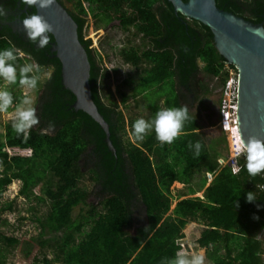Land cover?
Listing matches in <instances>:
<instances>
[{"label": "trees", "instance_id": "obj_1", "mask_svg": "<svg viewBox=\"0 0 264 264\" xmlns=\"http://www.w3.org/2000/svg\"><path fill=\"white\" fill-rule=\"evenodd\" d=\"M59 1L63 6L73 5L67 10L77 22L79 39L88 51L92 98L109 127L117 157L108 150L101 127L86 114L71 109L76 96L62 84L59 59L49 60L42 51L25 49L11 33L0 34V50L11 47L25 51L29 57L23 56L19 62L38 65L39 75L53 66V73L39 83L40 123L33 127L30 138L25 141L17 136L12 121L0 131V198L19 181L18 196L27 200L31 220L39 229L24 242L8 236L2 230L10 227L4 216L15 212L16 198L0 202V264H9V249L19 246L27 259L34 257L35 264H160L163 258H174L184 249L185 229L192 223L203 226L196 243L205 250L209 264H264V175L250 176L245 156L239 160L238 174L219 163L225 158L224 146L228 152L226 134L208 141L201 118L191 115L186 135L173 144L161 146L154 131L140 142L134 137L136 120L127 121L121 110L130 98L144 96L153 119L162 108L185 105L181 86L188 88L199 72L210 78L218 76L228 62L219 54L211 29L176 14L168 0H84L87 7L83 0ZM216 2L233 16L250 15L257 23L264 22V0ZM104 4L126 5L120 28L127 32L134 27V35L152 44L129 42L117 52L138 76L130 93L124 89L131 87L132 76L118 85L117 94L112 93L102 57H94L96 51L84 39L86 17L99 19ZM31 11L30 15L36 12L34 8ZM105 18L104 24L114 19L109 14ZM226 77L222 76V84ZM15 88L19 87L11 86L10 90L19 98L22 92L17 96ZM207 93L204 85L201 94ZM152 98L156 101L151 102ZM189 141L202 143L199 158L188 148ZM6 148L31 154L11 156ZM86 174L105 194L97 206L87 204L90 191L81 186ZM175 183L184 185L177 194L172 189ZM250 191L257 198L252 203L246 199ZM198 193L203 197L196 196ZM44 205L48 208L39 213L38 208Z\"/></svg>", "mask_w": 264, "mask_h": 264}, {"label": "water", "instance_id": "obj_2", "mask_svg": "<svg viewBox=\"0 0 264 264\" xmlns=\"http://www.w3.org/2000/svg\"><path fill=\"white\" fill-rule=\"evenodd\" d=\"M168 1L176 14L211 29L219 54L239 71L240 134L245 141L252 136L264 139V38L253 33L254 29H264V23L254 24L233 16L220 9L216 0ZM35 11L54 27V33L50 34L54 38L52 51L62 64V84L76 96L71 109L86 114L101 127L108 150L117 157L109 127L92 98L91 63L86 46L79 39L77 22L59 0L47 9Z\"/></svg>", "mask_w": 264, "mask_h": 264}, {"label": "clouds", "instance_id": "obj_3", "mask_svg": "<svg viewBox=\"0 0 264 264\" xmlns=\"http://www.w3.org/2000/svg\"><path fill=\"white\" fill-rule=\"evenodd\" d=\"M55 2L56 0H21L22 6L37 10L47 9ZM6 16V9L0 6V17ZM22 23L28 40L33 44H38V49H44L49 45L50 34L54 33V27L43 15L35 12L25 16ZM253 33L264 38V29H254ZM22 59L23 53L16 48L10 47L0 50V82H2L0 84V114L8 113L10 109L13 110L12 130L17 136H22L27 141L33 127L40 123L33 93L38 90L41 77L38 65L20 63L19 61ZM10 86H18L23 90L22 95L19 98L15 97ZM190 119L189 109L186 105L162 108L156 112L153 119L139 118L134 122L135 140L142 142L154 131L155 138L161 146L171 145L181 136L186 135L185 125ZM223 126L228 129L229 122L225 120ZM50 127H54V125H50ZM236 136L239 145L238 151L245 156L247 173L252 177L264 175V139L252 136L245 141L238 133ZM188 148L193 151L194 158H199L202 154L203 145L200 141H196L194 144L189 141ZM7 149L17 148H6V151ZM236 172L237 169L234 168L233 174ZM246 199L249 203L256 201L255 192H248ZM235 205L236 208L240 206L238 201L235 202ZM254 218L258 219V217ZM205 259L203 252L180 250L176 252L174 258H163L160 264H205Z\"/></svg>", "mask_w": 264, "mask_h": 264}, {"label": "rangeland", "instance_id": "obj_4", "mask_svg": "<svg viewBox=\"0 0 264 264\" xmlns=\"http://www.w3.org/2000/svg\"><path fill=\"white\" fill-rule=\"evenodd\" d=\"M68 8H72V5L70 3H67ZM87 27L84 30L85 36H91L92 38V44L93 46L98 45L99 48L103 47V50L105 53H107L103 58H102V67L106 68L108 73L110 74L108 78V84L110 86V90L112 93L117 94L118 91V85L123 83V80L126 79L128 76H132L134 79L131 87L125 88V92L131 91V89L137 86L138 83V76L136 74L135 69H133L131 66L124 64L122 59L119 57L117 52L115 51H110L109 46H107V43L104 44V38H111L113 41H110V44H124V39H128L131 37V33L124 32L120 29L119 22H115L112 27L108 29L107 32L103 33L98 32L94 33L93 29L96 30L95 28V18L92 16H88L87 18ZM116 26V27H115ZM102 36V37H100ZM100 37V38H99ZM133 41L137 42L138 37H133ZM104 51L102 54L104 55ZM115 69L118 70V73H115ZM50 76V71L48 69H45L41 74H40V81L43 82L46 78ZM198 80H200L207 88L208 92L210 91V94L206 96L207 103L205 105L211 106L212 101H215L217 98H219V90H220V85L218 84L216 78H210L207 76L205 73L199 72L197 74ZM2 84V82H0ZM11 87V86H10ZM41 88H38L33 95L35 97V106L38 108V98H39V92ZM22 92L23 90L19 88H15L14 92L17 96L18 92ZM189 94H191L189 92ZM191 100H194L196 98V102L194 101L193 105L191 104L190 106L188 105L189 109V115L192 113V115L196 116L198 115L197 110L199 109L198 106V101L202 97H205L201 94V91L196 93L193 92L191 94ZM212 96V97H211ZM200 97V98H199ZM116 98L120 100V96L117 95ZM149 98H151L149 96ZM205 100V99H204ZM156 99L152 98L151 102H155ZM197 103V104H195ZM154 104V103H153ZM185 105L186 102H185ZM207 108V106H206ZM121 110L124 112L125 118L127 121L130 122L131 119L137 120L139 118H144L146 120H151V117L153 115L152 110L149 108L147 101L145 100L144 96H139L136 99L135 98H130L127 106H121ZM197 112V113H196ZM200 117V116H199ZM201 118V117H200ZM13 119V111L10 113H5V114H0V131L3 129V127L12 121ZM206 120H209L206 118ZM211 121H209V124L211 125ZM215 124V123H213ZM200 125L202 126V131L206 132L207 139L208 141L210 138H215L219 134H221V129L218 128L215 125L208 126L206 121L204 119H201ZM48 133H51V131H46ZM131 139V135L129 136ZM227 142H228V152L224 149L225 146L223 147V157H228L230 155V138L228 135H226ZM133 140V139H132ZM18 154H23V155H29L30 152L28 151H18ZM225 159V158H221ZM87 170H85V173ZM209 177V176H208ZM211 179L209 178V181ZM81 186L84 188H87L90 191V196L87 200L88 205H93L97 206L100 202H102L103 197H105V194L103 195V191L100 187L95 186L94 182L89 178V175L86 174L84 178L82 179ZM183 188V185L179 183H175L172 187L174 194H177L179 190ZM20 189V182L15 181L12 183L11 186H9L4 192L3 195L0 198V202L2 203H8L11 202V200L16 198V206H15V212L12 214H6L4 217L5 219H8L10 222V227H5L2 230L8 235V236H15L18 239H20L22 242L26 241L28 238L32 236H36L39 233L38 226L35 221L31 220V215L28 212V207L29 205L27 204V200L23 199L22 196H18ZM39 189V188H38ZM38 189H36V194H39ZM202 195V193L197 194L196 196ZM35 203V200L34 202ZM36 204V203H35ZM176 204V203H175ZM175 204H173L172 209L175 208ZM34 206V205H32ZM35 207V206H34ZM48 208V206L44 205L39 207V213L45 212V209ZM79 208L76 209L75 211V216L78 215L79 213ZM25 219V220H22ZM203 229L202 225H198L197 223H192L187 226L185 229L186 237L182 241L184 249L183 251L185 252H203L205 255V250L201 249L196 241L200 236V233ZM136 230V226L131 229V232L134 233ZM22 246H19L17 248L9 249L8 253V261L9 264H35L34 257L27 259L23 251L21 250ZM34 255L42 256L39 252H35ZM205 264H209L208 260L205 259Z\"/></svg>", "mask_w": 264, "mask_h": 264}, {"label": "flooded vegetation", "instance_id": "obj_5", "mask_svg": "<svg viewBox=\"0 0 264 264\" xmlns=\"http://www.w3.org/2000/svg\"><path fill=\"white\" fill-rule=\"evenodd\" d=\"M71 4V3H70ZM83 4L87 7L88 4L83 0ZM72 5V4H71ZM0 6H3L6 11H7V16L6 17H0V34H4V33H11L13 36H15L17 39V43H22L23 47L27 50L32 51L31 49L34 50V52L40 53V51L43 52V54L48 57L49 60L56 58L55 57V53L52 51V47H53V40H50L49 45L47 47H45L44 49H38V44H33L28 40V37L23 29V23L22 20L25 16H28L31 14V7L27 8L26 12H23V9L25 8V6H22L21 4V0H0ZM104 8L103 10H101V17L99 19H95V28L96 30L93 29V32L98 33L99 31L103 33L107 32L108 29L110 27L113 26V24L117 21L119 22V26L122 25V16H123V8H126V5H118V4H114V5H110V4H104L103 5ZM66 9H73V5L72 8H68L67 5H65ZM109 10V11H106ZM132 10V9H130ZM70 14V12H69ZM109 14L110 17H113V21H109L107 24L103 23V20H106L105 16H107ZM92 16V15H89ZM93 17V16H92ZM246 18H242L246 21H250L254 24H261V23H257L255 21L254 18L250 17V15H245ZM88 18V16L86 17ZM105 22V21H104ZM264 23V22H262ZM97 24H99L100 28H97ZM87 23L86 26L84 28V30L87 27ZM116 27V26H115ZM121 29V28H120ZM122 31H124L123 29H121ZM125 32V31H124ZM128 33H131V37L128 39H124V44H110V41H113V39L111 38H104V44L107 43V46H109V50L110 51H115L118 52L124 45L128 44L129 42L132 44H136V45H140V46H148V47H152L151 42H147L144 41L142 38H140L139 36L134 35L135 33V29L134 27H131L130 31H127ZM51 37V36H50ZM91 36H85L84 33V39L86 42H89V48L91 50H95L96 52H93V56L94 57H104L107 53H105V51L102 48H99L98 45L93 46L92 44V38H90ZM102 37V36H100ZM99 37V38H100ZM133 37H138L137 38V42L133 41ZM87 49V48H86ZM104 51V55L102 54V52ZM23 56L29 57L28 55H26L25 51L22 52ZM53 66L51 65L48 70L50 71V75L51 73H53ZM219 75V74H218ZM218 84L221 86L220 90H219V98H217L215 101H212L211 106L209 105H205L207 103L206 100V96H208V94H210V91L208 92V94L205 97H202L201 99H199V109L197 110V114L201 117V119H204L206 121V123L208 124V126L211 127V125H215L218 127L219 121H220V112H219V106H220V100H221V93H222V83H221V77L218 78V76L215 77ZM191 83L188 85V88H185L183 86H181V90L184 93L185 97H184V102H186L187 106L189 105H193L194 101L196 102V98L194 100H191V94L195 91L196 93L198 92H202L203 90V86L204 84L198 80V78H192L191 79ZM189 92L191 94H189ZM20 93V91L18 92ZM212 97V96H211ZM205 99V100H204ZM197 104V103H195ZM207 106V108H206ZM209 119V120H206ZM209 121H211V125L209 124ZM215 123V124H213ZM227 157H225L226 159Z\"/></svg>", "mask_w": 264, "mask_h": 264}, {"label": "built area", "instance_id": "obj_6", "mask_svg": "<svg viewBox=\"0 0 264 264\" xmlns=\"http://www.w3.org/2000/svg\"><path fill=\"white\" fill-rule=\"evenodd\" d=\"M224 74H227L225 82L222 84V93L219 106L220 121L218 128L221 129L223 133L228 135L230 138V155L226 159H219V163L224 166H229L232 169H237L235 174H238L241 170V165L239 163L240 158L244 154L238 151V142L236 133L240 136L238 111H239V93H240V75L236 66L231 67V64L227 63L225 68L221 69L218 78H222ZM229 122L228 129L223 126L224 121ZM10 155L18 154L17 149H7ZM211 179V175H208Z\"/></svg>", "mask_w": 264, "mask_h": 264}, {"label": "crops", "instance_id": "obj_7", "mask_svg": "<svg viewBox=\"0 0 264 264\" xmlns=\"http://www.w3.org/2000/svg\"><path fill=\"white\" fill-rule=\"evenodd\" d=\"M221 133H223V132H221ZM225 134V133H224ZM165 146H168L167 144H165ZM212 181V178H211V180L209 181V183ZM180 184V183H179ZM181 185H183V184H181ZM183 187H184V185H183ZM199 194V193H198ZM199 197H203V194L202 195H199ZM176 202H174V204H175ZM173 210V209H172Z\"/></svg>", "mask_w": 264, "mask_h": 264}]
</instances>
